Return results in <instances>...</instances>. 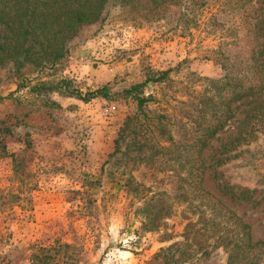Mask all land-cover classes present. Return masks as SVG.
Wrapping results in <instances>:
<instances>
[{
  "label": "rangeland",
  "instance_id": "rangeland-1",
  "mask_svg": "<svg viewBox=\"0 0 264 264\" xmlns=\"http://www.w3.org/2000/svg\"><path fill=\"white\" fill-rule=\"evenodd\" d=\"M217 10L203 9L196 28L176 30L181 10L171 23L148 25L110 4L109 17L82 29L56 68L0 71V264H228L215 237L199 234L200 250L185 246L196 218L176 201L159 229L143 228L144 203L157 193L173 194L166 170L177 165L169 157L146 161L149 150L125 157L126 144L113 155L124 121L138 113L124 91L171 70L170 82L147 84L143 95L153 98L147 109L153 125L156 114L168 116L178 139L196 118L206 79L225 75L215 59L227 57L239 76L245 73L252 35L243 20ZM63 80L83 94L109 86L112 100L33 91ZM261 100L235 104L234 119L203 154L206 190L250 226L253 242H264ZM245 138L250 144H242ZM226 184L246 190L251 201H231L222 192Z\"/></svg>",
  "mask_w": 264,
  "mask_h": 264
},
{
  "label": "trees",
  "instance_id": "trees-1",
  "mask_svg": "<svg viewBox=\"0 0 264 264\" xmlns=\"http://www.w3.org/2000/svg\"><path fill=\"white\" fill-rule=\"evenodd\" d=\"M110 4L128 9L142 24L148 25L162 21L171 23L173 13L181 10L176 30L181 24L196 28L204 11L218 7V14H227L230 21L243 20L244 28L252 35L246 43L251 56L244 62L245 73L239 76L227 57L215 59L225 75L218 80L206 79L209 87L197 105L196 118L184 126L178 139L172 132L168 116L156 114L154 118L158 123L153 125V117L147 111L153 98L143 95L147 84L170 82L171 70L149 74L144 83L124 91L126 99L137 102L138 113L124 121L113 155L122 153L123 144H126L125 157L132 150L138 153L149 150L151 157L146 161L162 155L169 157V165H177L166 170L174 183L173 194L157 193L140 210L144 229H159L173 211L171 202L176 201L196 218L186 231L185 246L200 250L198 235H209L228 252V264H258L264 260V242H253L250 226L206 190L207 166L203 154L210 142L234 119L235 104L247 99H262L264 105V0H0V71L11 68L19 75L27 68L39 71L56 68L69 56L71 43L82 29L109 17ZM239 13L242 16L235 19ZM70 84L66 80L53 85L40 83L33 91L60 93L83 102L97 98L112 100L109 86L83 94ZM247 134H250L248 129ZM235 141L239 144L242 138L237 137ZM249 142L251 138H245L242 144ZM134 159L140 160V157ZM222 192L233 202L252 199L246 190L228 184L223 186ZM196 227L199 228L196 232H189Z\"/></svg>",
  "mask_w": 264,
  "mask_h": 264
}]
</instances>
